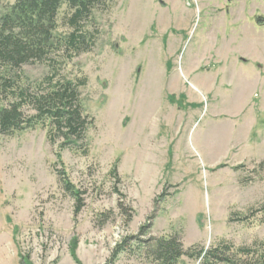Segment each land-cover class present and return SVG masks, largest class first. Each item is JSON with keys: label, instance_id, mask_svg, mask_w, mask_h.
Masks as SVG:
<instances>
[{"label": "rangeland", "instance_id": "1", "mask_svg": "<svg viewBox=\"0 0 264 264\" xmlns=\"http://www.w3.org/2000/svg\"><path fill=\"white\" fill-rule=\"evenodd\" d=\"M14 2L0 0V15ZM70 14L63 3L55 41L71 32ZM256 15L264 0H102L80 23L87 51L68 60L55 48L11 70L30 90L54 71L85 77L93 122L65 147L48 120L0 134V264H159L152 247L169 236L184 249L264 242Z\"/></svg>", "mask_w": 264, "mask_h": 264}, {"label": "trees", "instance_id": "2", "mask_svg": "<svg viewBox=\"0 0 264 264\" xmlns=\"http://www.w3.org/2000/svg\"><path fill=\"white\" fill-rule=\"evenodd\" d=\"M100 2L102 0H15L0 15V93L6 101L5 105L0 104V134L11 135L48 120L52 143L61 138L59 146L65 147L78 139L84 140L93 122L83 114L79 97V87L86 84L85 77L73 80L54 71L30 90L15 85L9 74L29 62L48 60L55 48L63 47L70 54L68 60L87 51L90 48L86 41L88 35L80 23ZM63 3L71 11L68 17L71 32L59 41L56 39L59 45L55 47L56 17ZM24 105H30L35 114L25 118L21 111ZM83 153H87L86 148ZM60 181L65 190L77 195L68 182ZM78 210L79 207L76 212ZM152 248L159 264H176L182 256L196 259L199 264H264V242L235 247L221 241L208 247L193 245L184 249L176 236H169L158 238ZM118 252L115 250V255Z\"/></svg>", "mask_w": 264, "mask_h": 264}, {"label": "water", "instance_id": "3", "mask_svg": "<svg viewBox=\"0 0 264 264\" xmlns=\"http://www.w3.org/2000/svg\"><path fill=\"white\" fill-rule=\"evenodd\" d=\"M254 22L258 26H263L264 25V16L261 15H256L254 17Z\"/></svg>", "mask_w": 264, "mask_h": 264}]
</instances>
